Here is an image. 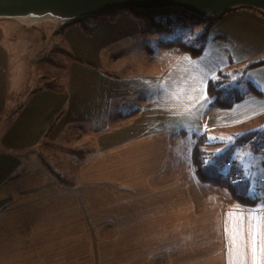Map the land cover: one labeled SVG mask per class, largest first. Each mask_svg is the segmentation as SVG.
I'll return each mask as SVG.
<instances>
[{
    "label": "crops",
    "instance_id": "obj_1",
    "mask_svg": "<svg viewBox=\"0 0 264 264\" xmlns=\"http://www.w3.org/2000/svg\"><path fill=\"white\" fill-rule=\"evenodd\" d=\"M222 17L232 19L228 32L241 53L228 56L226 63L264 68V14L244 7ZM131 24L119 19L109 28V39L97 43V59L107 45L140 30ZM162 43V49L172 50ZM143 49L152 67L149 50ZM45 59L33 66L56 67ZM11 61L0 25V264H253L249 229L254 215L264 217V196H254L259 199L255 206H244L225 190L201 184L192 149H177L172 140L175 131L185 132L183 125L234 140L251 130L264 131L260 85L258 93L249 86L241 90L217 68L201 64L178 71L186 78L176 88H154L117 79L114 64L102 69L97 63L95 69H70L62 87L49 85L48 76L38 86L11 87ZM22 66H17L18 76ZM216 75L245 95L230 109L215 108L208 95L209 83L220 82L213 81ZM153 105L161 115L155 129ZM57 148L89 152L83 160L68 159L65 183L43 158L56 155ZM93 201L96 208L90 212ZM257 255L264 264V252L258 248Z\"/></svg>",
    "mask_w": 264,
    "mask_h": 264
},
{
    "label": "rangeland",
    "instance_id": "obj_2",
    "mask_svg": "<svg viewBox=\"0 0 264 264\" xmlns=\"http://www.w3.org/2000/svg\"><path fill=\"white\" fill-rule=\"evenodd\" d=\"M162 10H171L172 14H176L177 12L175 11H185L181 9ZM83 19H85V21L81 26L79 21ZM119 19H129L132 23L131 25H133L132 27L135 28V30L140 28V30L128 33L115 44L111 43L107 45L103 53V58L97 59V43L102 41L105 42L109 39V33L111 31L109 28L116 27ZM202 19L210 20V27L208 29L203 23L182 24L179 25L174 32L169 34L156 33L146 21L137 20L131 13L130 8H121L111 14L82 18L68 23H58L57 20L49 17L34 22L1 19L0 25H3L4 46L9 52L12 60V66L10 69V86L14 87L15 85L19 86L20 84L28 87L38 86V84H43L44 80L42 78L48 76L52 81L49 85L58 88L67 83L70 69H85V67H93L95 69L97 63L100 64V68L103 69L104 67H107L109 69L108 65L111 63L114 64V66H112L113 74L117 79L122 81L125 80L130 83L135 82L136 84L139 81H144L147 85H152L154 88L158 86L161 87L162 85H169L171 88H176V85L182 84L184 78H186L182 77L178 71L181 69L194 70L202 64L201 67L206 69L214 70L217 68L218 72H222L220 74L228 76L229 83L232 86H239L241 90H249L250 88L249 91L253 92L252 90H259L255 86L260 85V88L264 91V76L259 74L264 73V68L257 67L258 64L252 65V62H243L242 64H237L236 62H234V64L226 63V58L228 56L237 58L241 54L240 49H234V44L236 42L230 37L229 32L231 31L230 26L232 24V19H223V17L218 18L211 15ZM83 27L86 28L89 35L83 31ZM79 28L83 31L84 36L80 34ZM207 30L206 50L201 58L191 57L185 53L182 54L178 50L172 49L167 51L162 49L160 45L161 42L172 40L176 36H183L184 39L190 41L195 36H198ZM215 36L222 38L219 39L216 37V40L214 39ZM245 43L246 49L244 50L248 52L247 54H250L249 43L244 42V44ZM144 47L149 50L146 54L151 57L152 67L149 65L150 62H148L143 56L145 54ZM118 57L124 58L119 62H114V58ZM40 59H45L44 62L52 64L57 68L52 67L46 69L44 66H33L34 62L36 60L39 61ZM20 63L23 66L20 76H18L17 66ZM14 64L15 66H13ZM87 64L90 66H87ZM59 65L65 67L58 68ZM35 67L36 71L34 70ZM217 80L223 81V77L216 75V77L213 78V81ZM248 81L251 82V85H248ZM252 87H254V89H252ZM152 103L155 104L156 101H153ZM150 109L153 112L151 119L154 121L152 128L155 129L158 127L157 121L160 119L161 115L158 113L159 111L155 109V105L150 107ZM165 110L173 113L175 109L167 108ZM174 117L172 119H174ZM178 120L179 122L181 121L180 118H178L177 121ZM175 125L179 128L178 124ZM190 127L187 125L181 127L186 133L181 132V130L175 131L176 135L174 140H172V144H174V146H177L178 144L177 149L185 150L190 148L193 151L196 143L195 137L205 135L208 143L211 144L205 150L210 155H219L235 141L229 135L221 132L207 131V133H199V131L192 130ZM263 128L264 127H260V129ZM58 150L64 153L62 154L58 151V153L52 155V157L51 154H49L45 155L43 158L46 163L52 162L51 164H53V167L57 172L53 171L51 168L49 169L50 172L61 182L65 183L63 175H67L66 168L70 165L68 159L74 157L75 159L78 158L83 160L89 152L78 151L83 154H73L70 150ZM73 151L77 152V150ZM210 155L205 157L207 163L212 162ZM232 158V164L230 163L222 166L221 172L226 174L229 172L231 166L235 164L243 170L244 178L247 179L250 184V194L252 197L264 196V138L262 139L257 152H254L250 143L234 146ZM245 173H247V178ZM221 191L226 193L223 190ZM95 208L96 203L93 201V203H90L89 211L93 212ZM89 222L93 224L91 225L93 227L94 222L91 220V217Z\"/></svg>",
    "mask_w": 264,
    "mask_h": 264
},
{
    "label": "trees",
    "instance_id": "obj_3",
    "mask_svg": "<svg viewBox=\"0 0 264 264\" xmlns=\"http://www.w3.org/2000/svg\"><path fill=\"white\" fill-rule=\"evenodd\" d=\"M130 11L137 20L146 21L156 33L169 34L174 32L179 25L191 23H203L206 25L207 29L210 27V20L199 18L186 11H175L177 12L176 14H172L171 10L146 12L130 8ZM84 21L85 19L79 21L81 26ZM83 31L89 35L85 27H83ZM207 35L208 30L195 36L190 41L184 39L183 36H176L172 40L163 42L162 44L166 49L179 50L191 57H199L205 48ZM252 89L254 88L252 87ZM252 91L258 93L256 90ZM208 95L213 98V106L219 110L232 108L234 104L241 101L245 96L237 87L225 86L223 81L210 82L208 85ZM263 138L264 131L251 130L239 135L234 143L229 145L221 154L210 155L205 150L211 145L208 143L207 137L205 135L196 136V143L192 151V166L197 180L201 184L225 190L236 204L255 206L259 199L252 197L250 194V184L248 180L244 178L243 170L233 164L229 172L223 174L221 172V167L230 163L232 164L234 146L250 143L254 152H257ZM70 151L73 154L82 153L73 150ZM207 155L211 156V163L206 162L205 157ZM245 187L248 189L247 192L245 191Z\"/></svg>",
    "mask_w": 264,
    "mask_h": 264
},
{
    "label": "water",
    "instance_id": "obj_4",
    "mask_svg": "<svg viewBox=\"0 0 264 264\" xmlns=\"http://www.w3.org/2000/svg\"><path fill=\"white\" fill-rule=\"evenodd\" d=\"M249 7L264 14V0H0V20L34 22L46 17L58 23L97 17L121 8L141 11L181 9L205 18Z\"/></svg>",
    "mask_w": 264,
    "mask_h": 264
},
{
    "label": "snow or ice",
    "instance_id": "obj_5",
    "mask_svg": "<svg viewBox=\"0 0 264 264\" xmlns=\"http://www.w3.org/2000/svg\"><path fill=\"white\" fill-rule=\"evenodd\" d=\"M247 178V173H245ZM245 191L248 189L245 187ZM254 224L250 226L249 229V238L250 245L252 249V262L253 264H260L257 251L258 248L261 252H264V217L253 216ZM235 247V245H233ZM231 264H237L236 261H232Z\"/></svg>",
    "mask_w": 264,
    "mask_h": 264
}]
</instances>
